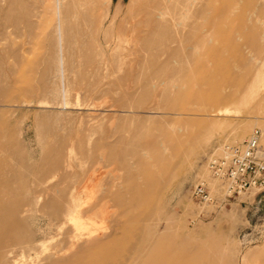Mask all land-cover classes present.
<instances>
[{"label":"rangeland","instance_id":"rangeland-1","mask_svg":"<svg viewBox=\"0 0 264 264\" xmlns=\"http://www.w3.org/2000/svg\"><path fill=\"white\" fill-rule=\"evenodd\" d=\"M226 86L239 114H216ZM255 128L264 154V0H0V199L19 201L0 264H257L264 191L230 197L207 165ZM161 144L169 172L149 168ZM73 196L92 233L59 214Z\"/></svg>","mask_w":264,"mask_h":264},{"label":"bare ground","instance_id":"bare-ground-1","mask_svg":"<svg viewBox=\"0 0 264 264\" xmlns=\"http://www.w3.org/2000/svg\"><path fill=\"white\" fill-rule=\"evenodd\" d=\"M82 6L83 5H81V7ZM75 18H77V17H75ZM250 58L251 57H247V59H243V57L241 58V57L236 56L235 61H234L235 64H233V65L230 64L229 66L225 64V66H223L224 67L223 68L224 77L227 76V75L228 76L232 75L235 72V70H238L243 65V63L247 64L249 62L248 59H250ZM216 97H218L224 103L233 102L230 106L222 107L219 110H217L216 114H230V113L239 114L238 103L240 101H243L246 104L251 99V97L249 99H241V96L239 94L238 89L230 88L228 86H226L223 90L218 92L216 94ZM65 103H67V101H65ZM174 114L175 115H191V112H188V111H185V112H174ZM168 137H169V139L171 138V136H168ZM160 142H161V139H160ZM223 146L224 145H221L219 147V150L222 151ZM175 157H176V153H175L174 148L171 146V144L170 145H162V146L159 145V147L155 150V153L153 154V160L150 163H148L149 164V168H155V169L160 170L162 172H169V171H171L173 169L174 166H173V164L171 162L170 163H166L165 160L166 159H174ZM62 165H63V161H62V158L60 157V153L58 155H56V156H52L51 154H49V155L45 156V158L43 159L42 163H40V165L37 164L36 166H33V168H35L34 169L35 172H37V169L40 166L39 171H43L46 174H47V172L50 173L52 170H56L57 174H60V171L62 169ZM6 171H7V168L5 167V165H4L3 161H2V158L0 157V187H1V182H2L1 179L3 178L2 174L5 173ZM21 171H22V168H21ZM54 177H56V173H54L51 176V178H54ZM202 177H204V176H202ZM36 179L34 181L35 185H37ZM73 179H76V175L73 176ZM218 180H220V179L216 178L215 182H217L218 185H220ZM202 181H204V180H202ZM3 185H4V183H3ZM60 185H61V182H60V184L58 183V186H60ZM212 188H213V184H212ZM72 189L74 191V187ZM58 192H59V200H60V202H62V195H61L62 194V190L59 189ZM72 195H74V194L72 193L71 196ZM18 204H19L18 200H15V202H13L11 204H3L2 200L0 199V232L7 228V225H8V223H7L8 222L7 221L8 215L7 214H9L10 212H14L16 210V207H17ZM61 209L62 210L59 212V214L62 215V216H65L67 218L68 222H70V223H72V224H74V225H76L78 227H80V226L83 227L84 224H85V226L88 229L91 230L90 231L91 233L93 231H95V230L92 229V226L94 225V222H93L92 219H90L88 222H81V220H79L80 215H81V213H83L84 210H83V205L75 198V196L71 197V202L67 205V207L65 209H63V208H61ZM61 229H63V227H61ZM78 239L73 241V245L76 243V241ZM112 239H113L112 240V244H114L116 246H120V247L122 246V242L121 241H115L114 238H112ZM3 240H4L3 237L0 236V245H2ZM44 247H43V249H44ZM80 251H81V249L79 250V252ZM254 260H255V262H257V264H264V254L261 255V256L255 257ZM61 262H65L66 264H83L84 261L81 258L78 257V253H75L74 255H72L69 258H67V259L65 258V259L61 260ZM116 263L117 262L115 260H112V264H116Z\"/></svg>","mask_w":264,"mask_h":264},{"label":"built area","instance_id":"built-area-1","mask_svg":"<svg viewBox=\"0 0 264 264\" xmlns=\"http://www.w3.org/2000/svg\"><path fill=\"white\" fill-rule=\"evenodd\" d=\"M263 133L255 128L251 136L239 144H225L211 152L207 165L215 178L226 185L227 195L232 197L249 189L264 191V154L262 151ZM192 195L201 204L214 201L212 192L205 181L196 183Z\"/></svg>","mask_w":264,"mask_h":264}]
</instances>
